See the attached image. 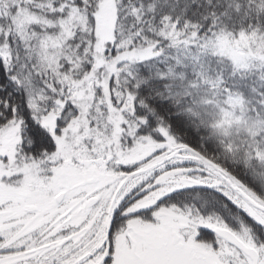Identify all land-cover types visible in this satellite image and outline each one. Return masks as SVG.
Here are the masks:
<instances>
[{"label": "snow or ice", "instance_id": "snow-or-ice-1", "mask_svg": "<svg viewBox=\"0 0 264 264\" xmlns=\"http://www.w3.org/2000/svg\"><path fill=\"white\" fill-rule=\"evenodd\" d=\"M0 264H264V0H0Z\"/></svg>", "mask_w": 264, "mask_h": 264}]
</instances>
